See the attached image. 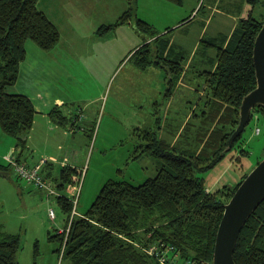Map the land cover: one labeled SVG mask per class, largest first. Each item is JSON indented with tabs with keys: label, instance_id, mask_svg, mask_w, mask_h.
Here are the masks:
<instances>
[{
	"label": "trees",
	"instance_id": "1",
	"mask_svg": "<svg viewBox=\"0 0 264 264\" xmlns=\"http://www.w3.org/2000/svg\"><path fill=\"white\" fill-rule=\"evenodd\" d=\"M38 1L0 0V124L5 134L16 137L24 147L38 115L30 97L16 90L21 64L27 57V42L31 40L42 50L51 51L61 38L58 26L38 7ZM167 1L178 5L184 2ZM258 2L264 5V0H244L242 4H248V9L239 18L226 47H223L227 40L224 34L203 40L217 47L218 56L214 71L205 72L208 96L203 108L192 117L198 118V123H186L181 134V138L190 139L187 146L193 147L171 145L152 128H136L143 142L134 157L141 153L152 155L157 160L154 177L138 185L126 179H108L90 207L73 218L68 232L73 204L66 196L56 197L63 211L69 214L66 229L57 235L63 257L70 264H158L144 250L152 243L172 245L173 253L177 252L180 259L211 264L225 204L247 174L234 186L211 192L206 189L205 178L198 173L211 169L227 154L228 140L239 123L241 101L257 85L253 49L264 23V13L261 18L254 15ZM133 4L136 0H130L129 8L118 21L105 29L132 22L136 13ZM135 23L142 32L152 36L156 33L141 18ZM131 57H136L140 68L162 64L164 59L151 43L136 49ZM174 64L170 71L176 75L169 81L171 85L182 69ZM259 115L264 119L263 105L253 109L250 121ZM48 117L60 124L69 120L59 106ZM185 131L188 132L184 134ZM244 131L230 150L237 145L242 147ZM239 150L238 159L249 153L245 148ZM77 174L75 168L65 166L54 179L60 189H65ZM45 175L50 177L52 173L49 170ZM20 239L19 234L0 232V264H19ZM234 259L236 264H264V201L243 227Z\"/></svg>",
	"mask_w": 264,
	"mask_h": 264
},
{
	"label": "rangeland",
	"instance_id": "2",
	"mask_svg": "<svg viewBox=\"0 0 264 264\" xmlns=\"http://www.w3.org/2000/svg\"><path fill=\"white\" fill-rule=\"evenodd\" d=\"M241 1L243 0H184L183 4L178 5L167 0H136V4H133L136 13L132 22L110 29H105V26L118 21L129 8L130 0L38 1V7L46 12L61 32L60 47L65 48L64 46H68V39L76 38V42L81 44L77 49H83V52L74 49L71 55H79L72 63L74 70L79 72L76 75L78 81L72 85L62 77L63 88L74 91L78 97L63 107L69 120L60 124L47 117L50 120L48 124L46 118L38 114L27 142L31 148L37 147L40 150L45 147L53 148L58 144L64 145V150H57L56 154L61 157L66 152L72 162L79 165L78 168L85 169L78 212L84 213L90 207L102 185L110 178L126 179L138 185L157 173V160L152 155L141 153L134 157L138 146L143 142L137 136L139 131L136 128H152L157 131L162 124L161 119L159 122L158 118L153 117V113L157 109L155 101L162 99V93L169 86L167 71L171 64L170 61L163 62L160 66L153 64L141 73L142 69L138 67L136 57L131 58L134 52L131 49L143 37L148 39L149 34L138 30L135 23L137 18L147 21L153 30L160 32L167 25H173L184 18L191 20L195 14L193 11L201 8L196 18L188 23L185 20V25L181 22V27L174 31L175 42L186 41L185 47L190 53L200 31L201 17H210L213 5L225 9L229 3L234 7V3ZM263 13L264 5L258 2L254 6V15L261 18ZM219 17L215 12L211 16L205 39H210L212 33L217 34L220 29L225 31L230 27L221 22ZM152 46L156 49V44L152 43ZM210 52L212 51L207 53ZM207 57L208 55L198 51L190 70L194 72L197 68L196 61ZM35 58L33 63L36 62ZM60 63L67 65L69 62ZM196 79L200 82L206 81V77ZM141 85L144 89L143 108L138 107L139 97L135 95L137 89L141 92ZM160 87L164 88L162 93L158 92ZM181 89L185 91V88ZM97 95L101 99L93 100ZM81 98L86 100L80 101ZM119 98L124 101L128 99L129 105L135 107L141 116L134 114L132 108L127 109L125 104L119 105ZM180 99L184 100V94L178 92L176 109H180L183 114L187 111ZM179 105H183V108ZM199 110L200 108L197 111ZM164 112V108L158 109L160 116H164ZM76 116H81V119L75 131H71V119ZM257 118H253L246 126L244 138L240 141L241 148L237 145V148L228 151L214 167L198 173L205 178L207 191L234 186L264 158V119L260 115ZM190 122L198 123L195 117ZM55 124L56 128L51 129V125ZM256 127L260 128L259 133H256ZM186 132L188 131L184 134ZM186 139L184 137L180 140L183 142ZM11 147L14 148L12 152L24 160L30 154L33 155L28 147L18 143L16 137L5 134L0 124V232L20 235L19 264H70V260L63 257L61 239L57 235L66 227L69 214L63 211L56 197L48 196L42 189L14 175L13 167L4 158V153H9ZM238 148L248 149L249 153L238 159ZM74 150L77 153H73ZM60 169V164L55 163L51 177L57 178ZM46 172L47 170L44 175ZM50 208L56 212L55 219L49 215Z\"/></svg>",
	"mask_w": 264,
	"mask_h": 264
},
{
	"label": "crops",
	"instance_id": "3",
	"mask_svg": "<svg viewBox=\"0 0 264 264\" xmlns=\"http://www.w3.org/2000/svg\"><path fill=\"white\" fill-rule=\"evenodd\" d=\"M243 2L244 0L241 1L240 3L237 2L234 3V7H232L233 6L232 3H229V6L225 7V9H220L218 8L220 6L216 7L215 5H213L211 8V6L209 5V8H211V14H212L211 16H214V12L218 13L220 16L219 18L221 19L220 21L223 23H227V25H230V27H228V29H225V31L223 29H220L217 31L218 32L217 34L212 33V35L210 36L211 38L218 37L221 34L227 36V40L224 42L223 47H226L229 37L234 31L239 18L243 16L248 9V4H242ZM200 10L201 8L194 10L193 13L195 12V14L193 15L192 13L189 15L190 17L193 15V18H191V20L198 16ZM211 16L201 17L202 19L201 27H199L200 31L198 33V37L195 44L190 49V53L187 52L188 50L185 47L187 42L183 41L181 43H176L175 42L176 38L174 36V31L178 27H181L182 24L183 25L186 24L184 22L185 20H188L187 23L191 21L190 19H185V18L177 23H174L173 25H167L164 31L163 30L160 32L156 31V33L153 36L149 35L148 39H145L143 37L140 43H138L139 41H137L138 39H136L137 41L136 46L133 49H131V51H135L136 49L145 45L146 43L149 44L151 43V46L152 43H154L156 44V49L158 50V54L164 57L163 59L164 63L170 61L171 65L173 62L175 63L174 65L178 64L182 68L181 70L178 69L180 71L179 78L174 80L173 85L169 83L168 88H166L164 92L162 91L164 89L163 87H160L158 89V92L160 93L163 92L162 99L160 101L159 100L155 101V105L157 109L155 110L156 113H153V117L158 118L159 122L161 119V123H162L158 126L156 131L158 136L170 142L171 145L174 144L176 145L178 143L184 146L188 145V141H190V139H186L182 143L180 140L181 134L183 132V127L185 126L186 123L190 122L194 112H199L197 110L199 108L200 110L203 108L204 106L203 104L205 103L206 98L208 96L209 87L205 72L214 71L217 65V56H218L217 47L211 46L207 42H203V40L206 38L205 35L207 33L208 26L210 24L209 21L212 19ZM181 22L183 23L181 24ZM82 37H88V36H82ZM76 41H77L76 38H74V40L68 39L67 40L68 46H64L65 48L60 47V45L62 44V42L60 41L51 51H44L36 44H32V42L29 41L27 42V46H26L27 57L21 64L20 76L16 83V90L30 97V99L33 101L36 107V110L38 111V114H40L43 118H46L48 124H50V120H48L47 118L48 114L55 106H59L63 110V107L67 103L76 100L78 98L75 95L74 91H71L68 88L66 90L62 86L64 84L62 82V77L64 78V80L70 82L72 85L78 81V76L76 75H78L79 72L77 70H74L75 66L72 63H73V59L79 55L78 54L73 56L71 55L74 52V49L81 52H83V49H77L78 46H81V44ZM142 43L144 44L141 45ZM202 46H203V50L201 51ZM198 51L202 52L203 55H208V57L201 58L199 61H196L197 68L195 67L196 69L193 72L192 70H190V68L192 67V61H194L195 59L194 57L196 56ZM208 51H212V52L208 54L207 53ZM35 56L37 58H35ZM33 58H35L36 60L35 63H33ZM62 61H68L69 63L67 65H62L60 63ZM153 64L158 66L161 65L155 63ZM208 66H210V69L208 68ZM146 68H140L142 69L141 73H144L145 72L144 69ZM167 73H168V82H169L171 78H173V76L176 75V72L168 70ZM111 75L112 73H110V76ZM197 77H206V81L200 82L196 79ZM59 80L61 81V83ZM182 87L185 88V91H182L181 89ZM140 89L141 92L139 93L137 89L135 95L139 97L137 98L138 107L143 108L144 89L142 85ZM178 92L184 94V100L180 99V101L185 106L187 112L183 114H181L180 109H176L177 107L176 103H178ZM99 99H101V97L100 95H97L94 97L93 100H99ZM81 100L84 101L86 99L81 98L80 101ZM118 102L119 105L125 104L127 109L132 108L131 110L133 111L134 114L141 116L140 112L137 109H134L135 107L129 105L128 99L124 101L123 99L119 98ZM183 105H179V107L183 108ZM120 108H122V106H120ZM161 108L165 109L164 116H160L158 113V109ZM64 113L66 114V112ZM79 119H81V116H76L71 119V123H72L71 131H75L74 129L78 126L77 123ZM52 127L55 129L56 124L51 125L50 128L52 129ZM28 137L29 134L27 136V141H28ZM26 147H28V149L32 151L33 155L35 156L34 157L35 159L31 154L30 157H28L25 160L22 159L20 155L19 156L15 155V156L18 160L24 162L29 166L35 164L41 158L46 157L48 158V163L45 166V170L47 171L49 170L51 171L54 168L55 163H59L61 167L71 166L75 168L76 171H79L80 169L77 167L79 165L73 163L70 156L66 152H64L61 157H59L56 154L57 150L58 151L64 150V145L58 144L56 146H53V148L45 147L44 149L40 150L37 147L31 148V145L28 144L27 142L25 148ZM12 150H14V148L11 147L9 153L12 152ZM72 152L77 153L76 150ZM6 154L8 153H4V158ZM63 161L66 162V165H63L62 163ZM81 214L82 213L79 212V215Z\"/></svg>",
	"mask_w": 264,
	"mask_h": 264
},
{
	"label": "water",
	"instance_id": "4",
	"mask_svg": "<svg viewBox=\"0 0 264 264\" xmlns=\"http://www.w3.org/2000/svg\"><path fill=\"white\" fill-rule=\"evenodd\" d=\"M253 61L257 85L244 95L239 106V123L228 140L229 151L250 121L253 109L264 106V23L254 43ZM264 201V158L242 180L225 204L219 223L212 264H236L234 252L239 235L253 212Z\"/></svg>",
	"mask_w": 264,
	"mask_h": 264
},
{
	"label": "built area",
	"instance_id": "5",
	"mask_svg": "<svg viewBox=\"0 0 264 264\" xmlns=\"http://www.w3.org/2000/svg\"><path fill=\"white\" fill-rule=\"evenodd\" d=\"M257 132H260V128L256 127ZM5 159L13 167L15 175L18 178L25 180L27 183L36 185L38 188L42 189L47 193L48 196H66L72 202V210L69 218V224L67 229L68 232L72 220L75 216L79 215L78 204L82 188V180L85 169H79L77 175H73L71 180L66 184L65 189L59 188V182L56 181L51 176H46L43 173L45 166L48 163V158L43 157L35 164L29 166L24 162L19 161L14 152L6 154ZM66 165V162H62ZM49 215L52 219L56 218V212L53 208H50ZM144 250L154 256L158 264H195L190 259H180L178 253H173V246L165 243H152L149 246L144 247ZM210 264V263H209ZM212 264V262H211Z\"/></svg>",
	"mask_w": 264,
	"mask_h": 264
}]
</instances>
